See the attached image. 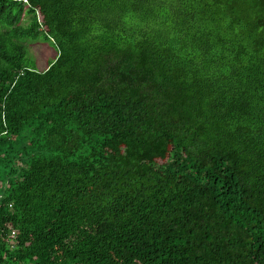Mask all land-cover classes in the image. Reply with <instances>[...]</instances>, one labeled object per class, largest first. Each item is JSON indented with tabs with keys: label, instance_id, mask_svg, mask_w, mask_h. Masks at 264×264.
Returning a JSON list of instances; mask_svg holds the SVG:
<instances>
[{
	"label": "trees",
	"instance_id": "16d2710c",
	"mask_svg": "<svg viewBox=\"0 0 264 264\" xmlns=\"http://www.w3.org/2000/svg\"><path fill=\"white\" fill-rule=\"evenodd\" d=\"M0 263L264 264V0H0Z\"/></svg>",
	"mask_w": 264,
	"mask_h": 264
},
{
	"label": "rangeland",
	"instance_id": "374dc122",
	"mask_svg": "<svg viewBox=\"0 0 264 264\" xmlns=\"http://www.w3.org/2000/svg\"><path fill=\"white\" fill-rule=\"evenodd\" d=\"M31 58L34 60L38 70H45L49 63L59 54L56 44L43 38L37 41L26 40Z\"/></svg>",
	"mask_w": 264,
	"mask_h": 264
},
{
	"label": "built area",
	"instance_id": "2783aa9c",
	"mask_svg": "<svg viewBox=\"0 0 264 264\" xmlns=\"http://www.w3.org/2000/svg\"><path fill=\"white\" fill-rule=\"evenodd\" d=\"M24 1H27V0H24ZM0 264H4V263H0Z\"/></svg>",
	"mask_w": 264,
	"mask_h": 264
}]
</instances>
